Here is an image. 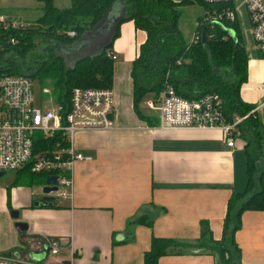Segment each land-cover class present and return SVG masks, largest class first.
Wrapping results in <instances>:
<instances>
[{
    "label": "crops",
    "instance_id": "crops-1",
    "mask_svg": "<svg viewBox=\"0 0 264 264\" xmlns=\"http://www.w3.org/2000/svg\"><path fill=\"white\" fill-rule=\"evenodd\" d=\"M53 1L59 7L70 3ZM196 12L191 34L202 7ZM0 13L8 20L31 24L42 13V1L0 0ZM238 21L241 34L244 29L252 38L245 16ZM145 39L146 32L132 19L120 22L109 49L116 56L114 60L119 58L114 62L111 87L116 127L75 133V149L89 157L74 164L70 202L62 207L43 204L41 187L45 182L38 184V194L36 185L19 184L16 187L23 192V200L12 204L7 187L0 188L7 196V205L0 204V215L13 230L0 240V252L14 248L39 258L43 253L39 241L50 238L59 242L57 253L49 256L56 264H143L153 235L192 242L199 238L201 221L206 220L214 238L222 236L228 200L246 186L248 154L254 155L248 146L254 142L257 147L258 142L241 132L234 144L228 145L219 128L161 127L159 111L148 104L158 95L152 91L146 93L151 94L146 103H139L144 114L140 117L133 107L130 68ZM247 67L240 97L257 105L264 99V57L248 56ZM255 117L264 143V107ZM256 150L257 164L263 168L264 155L261 148ZM11 208L19 209V219L28 223L25 232L14 226ZM141 214L152 220L151 226L135 221ZM240 222L234 233L239 251L232 263L264 264V210L246 209ZM26 241H30L29 246L22 247ZM158 264L217 263L215 255L193 249L163 254Z\"/></svg>",
    "mask_w": 264,
    "mask_h": 264
},
{
    "label": "trees",
    "instance_id": "trees-1",
    "mask_svg": "<svg viewBox=\"0 0 264 264\" xmlns=\"http://www.w3.org/2000/svg\"><path fill=\"white\" fill-rule=\"evenodd\" d=\"M41 1L42 13L33 23L13 27L0 22V72L25 74L32 80L37 78L42 87L48 85L51 101L61 105L62 114L70 107L74 86L112 87L114 59L106 52L118 35L120 22L126 19H132L136 27L146 32V39L139 45L130 68L133 107L140 117H144L139 107L142 98L149 91L157 95L166 84H171L176 93L187 98L208 91L219 92L228 118L255 106L242 100L239 93L240 85L247 79L248 52L238 19L223 20L212 26L202 24L199 29L201 32L205 29V41L202 36L196 41H186L179 29L181 5L197 3L204 12L218 4L205 0H127L126 14L117 21L109 44L99 53L77 58L72 63L53 51L51 45L69 44L81 38L103 19L116 0H70L69 5L63 7L56 6L53 0ZM229 27L234 29L233 34L227 30ZM67 30H73L74 34H67ZM32 54L38 59L26 65L23 58ZM256 54L264 57V50L257 46ZM259 124L255 116H248L239 124L241 132L248 133L258 145L262 138ZM64 145H67V137L62 130L52 135H44L40 130L33 132L34 152ZM257 163L256 155L248 154L246 186L230 196L220 238H214L206 220L201 221L199 238L192 242L153 235L150 247L144 252L143 264H158L163 254L193 249L215 255L217 264H233V255L239 251L234 233L241 225V213L246 209L264 210V167L259 168ZM13 171V185L42 184L49 173L33 172L28 166ZM26 172L30 173L29 178L22 179V173ZM9 188L7 185V191ZM52 205L66 204L53 202ZM135 221L152 225L146 214L139 215Z\"/></svg>",
    "mask_w": 264,
    "mask_h": 264
},
{
    "label": "built area",
    "instance_id": "built-area-1",
    "mask_svg": "<svg viewBox=\"0 0 264 264\" xmlns=\"http://www.w3.org/2000/svg\"><path fill=\"white\" fill-rule=\"evenodd\" d=\"M218 4L203 12L195 22L191 40L201 36L202 24L222 23L245 16L248 31L257 46L264 50V0H205ZM220 3H224L219 5ZM3 25L24 26V22L8 20L0 13ZM232 29L233 28H230ZM73 35V30H67ZM11 41H14L11 39ZM2 48L0 43V49ZM108 56L115 58L110 50ZM49 92L48 87H44ZM149 106L159 111L160 126L165 128H219L226 136L228 145H233L240 135L239 124L248 116H255L264 107V99L240 115L228 118L224 114V99L217 91H208L200 96L187 98L175 92L171 84L159 91ZM61 105H35L33 80L25 74L0 72V170H15L28 166L33 172L46 171L56 174V189L51 191L53 202H70L73 190V167L76 160L89 156L75 149L73 138L77 131L86 129H111L116 127L113 116L114 93L111 87L74 86L71 91L70 107L65 114ZM40 130L44 135H52L56 130L66 133L67 145L59 148L33 149V132ZM43 255L32 258L27 252L10 249L0 252V264H56L49 256L57 253V239L40 240ZM23 245L22 247H25Z\"/></svg>",
    "mask_w": 264,
    "mask_h": 264
},
{
    "label": "water",
    "instance_id": "water-1",
    "mask_svg": "<svg viewBox=\"0 0 264 264\" xmlns=\"http://www.w3.org/2000/svg\"><path fill=\"white\" fill-rule=\"evenodd\" d=\"M120 6L117 10L116 7ZM126 6L127 0H116L113 5L110 7L109 11L104 15L103 19L97 23L91 30L87 31L86 34L82 35L81 38L76 41L63 44L59 42L58 47L63 49V51H57V54H60L64 57L65 60H70L72 63L77 58L86 56V55H95L102 51L104 47H106L111 41L115 26L117 21L125 16L126 14ZM117 11V13H116ZM230 33H232V29H227ZM202 40H206V32L205 29H202L201 32ZM4 170H0V176L4 174ZM57 175L56 174H48L45 177V183L41 187V191L43 193L41 197V202L43 204L52 205L53 204V195L49 194L51 191L55 190L57 185ZM40 201H35V204H39ZM10 216L15 219L13 224L17 228L18 232H25L28 228V223L25 220L19 219V209L11 208L9 210ZM44 253L41 254V256ZM40 256V257H41ZM39 257V258H40Z\"/></svg>",
    "mask_w": 264,
    "mask_h": 264
},
{
    "label": "rangeland",
    "instance_id": "rangeland-1",
    "mask_svg": "<svg viewBox=\"0 0 264 264\" xmlns=\"http://www.w3.org/2000/svg\"><path fill=\"white\" fill-rule=\"evenodd\" d=\"M196 9H199V10L201 9L200 5L197 3H194L193 6L181 7L182 14H181L180 19H179L181 21L180 27L182 30L181 32H182L183 38L186 41H190V39H191L190 38L191 37L190 36L191 29L194 25L193 22H194L196 15H197ZM244 27H245V25H244ZM242 36H243L244 45L246 46V49L248 52V56L251 57L252 54H256V45H255L254 41L252 40V38L250 37V35L244 29L242 30ZM36 59H38V57L36 55H33L32 57L28 56V57L23 58L26 65L33 64L34 61H36ZM118 60H119V58L114 60L115 64ZM127 76H128V74H127ZM124 81H125V77H123L122 84L124 83ZM45 86L49 88L48 85H45ZM45 86L42 87L37 78L33 79V99H34L35 105H39L40 102L46 106L53 104V102L51 101V99H52L51 94L49 93L50 91L45 92L43 90V88ZM127 86H128V84H127ZM128 90H129V88L127 89V92H128ZM150 95L151 94H146L142 98L141 102L146 103V101L150 97ZM257 147L261 148L262 154L264 155V143L261 142V144H259ZM257 147H255L254 142L250 143V145L248 146L249 151L254 155L256 154V151H258V150H256ZM29 174L30 173H28V172L22 173V176H21L22 179H28ZM14 175H15V173L13 170H7L4 174H2L0 176V188L1 187H7V185L11 186L8 189L9 190V194H8L9 196L8 197H9L11 204L13 203V201H14V203L18 202V201H22L23 197H24L23 192L21 191L20 187H16L19 184H16V185L12 184ZM34 185H36V187L34 186V190H36L37 194H38V192L40 190V187H39L40 185L39 186H38V184H34ZM6 199H7L6 194H2L0 192V202H1L0 204H6ZM14 230H15V228H14ZM12 232H13L12 225L6 223L3 216L0 215V240L3 241L5 234L7 233L10 236V235H12ZM26 242L28 243V244H26V246H29L30 241H26Z\"/></svg>",
    "mask_w": 264,
    "mask_h": 264
},
{
    "label": "flooded vegetation",
    "instance_id": "flooded-vegetation-1",
    "mask_svg": "<svg viewBox=\"0 0 264 264\" xmlns=\"http://www.w3.org/2000/svg\"><path fill=\"white\" fill-rule=\"evenodd\" d=\"M51 47H52L53 51H56V50H57L58 52H59V51H61V52L63 51V49H61V48H60V50H59V47H58L57 45H55V44L51 45ZM44 51H45V49H44ZM49 52H50V50H49Z\"/></svg>",
    "mask_w": 264,
    "mask_h": 264
}]
</instances>
